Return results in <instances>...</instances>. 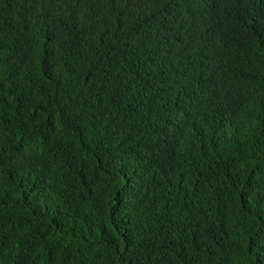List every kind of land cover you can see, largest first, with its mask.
<instances>
[{
    "label": "trees",
    "instance_id": "trees-1",
    "mask_svg": "<svg viewBox=\"0 0 264 264\" xmlns=\"http://www.w3.org/2000/svg\"><path fill=\"white\" fill-rule=\"evenodd\" d=\"M0 264H264V0H0Z\"/></svg>",
    "mask_w": 264,
    "mask_h": 264
}]
</instances>
